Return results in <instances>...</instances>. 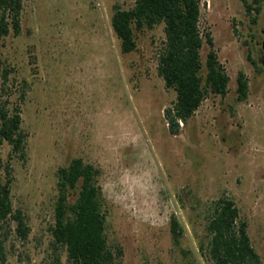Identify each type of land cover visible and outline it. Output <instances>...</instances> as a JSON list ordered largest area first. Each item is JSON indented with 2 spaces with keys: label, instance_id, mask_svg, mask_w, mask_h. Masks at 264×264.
<instances>
[{
  "label": "rangeland",
  "instance_id": "1",
  "mask_svg": "<svg viewBox=\"0 0 264 264\" xmlns=\"http://www.w3.org/2000/svg\"><path fill=\"white\" fill-rule=\"evenodd\" d=\"M201 1V27L213 36L229 90L208 93L175 135L164 110L177 94L158 73L163 24L136 31V50L124 53L111 18L114 5L135 0H23L21 33L0 37V68L10 71L7 96L21 106L26 149L7 141L0 149L14 207L31 230L22 239L11 222L0 264L52 263L58 170L75 157L101 169L106 233L122 247L123 264H209L208 206L223 195L248 221L264 264V2L254 22L242 0ZM209 50L205 42L204 73ZM240 72L249 82L242 101Z\"/></svg>",
  "mask_w": 264,
  "mask_h": 264
},
{
  "label": "trees",
  "instance_id": "2",
  "mask_svg": "<svg viewBox=\"0 0 264 264\" xmlns=\"http://www.w3.org/2000/svg\"><path fill=\"white\" fill-rule=\"evenodd\" d=\"M248 14L256 22L264 0H242ZM23 0H0V37L22 30ZM201 0H135L133 6L114 5L111 18L114 32L121 40V49L129 53L137 48L136 31L164 25L166 39L159 51L158 73L169 89L176 91V99L164 110L169 131L179 134L200 108L208 93L226 96L230 75L214 49L210 31L201 27ZM207 42L206 72H203L201 50ZM1 63V57H0ZM10 71L0 68V146L7 141L15 152L23 154L28 134L23 130L22 109L11 106L7 96ZM238 98L245 100L249 82L244 72L238 75ZM25 97V85L22 87ZM3 156L0 149V262L7 260L6 242L11 222L16 232L27 239L30 226L22 209H16L12 199L11 180H4ZM100 167L82 157H75L69 165L58 170V196L55 204V223L52 228L56 255L51 264H123L121 246L113 248L106 233L107 200L99 183ZM73 192L77 196L71 201ZM207 231L209 241L206 256L209 264H263L248 232V221L241 217L234 199L223 195L208 206ZM171 231L179 244L183 227L172 217ZM64 250V263L58 250ZM29 264V263H27Z\"/></svg>",
  "mask_w": 264,
  "mask_h": 264
}]
</instances>
